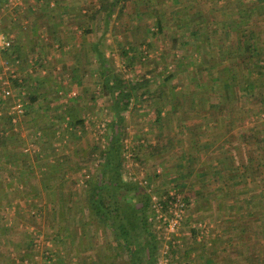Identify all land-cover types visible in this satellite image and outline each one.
Instances as JSON below:
<instances>
[{
  "label": "rangeland",
  "instance_id": "1",
  "mask_svg": "<svg viewBox=\"0 0 264 264\" xmlns=\"http://www.w3.org/2000/svg\"><path fill=\"white\" fill-rule=\"evenodd\" d=\"M195 1H130L126 15H124V18L117 25V32L113 35H117V39L122 36L123 41L134 46L142 45V48L148 51L146 54L148 57L136 56L135 53L137 51H131L126 57L121 52V49L116 48L117 45L114 46L113 44L106 50L107 56H111L109 58L111 60L108 62L109 66H115L119 72L133 79L145 75L150 79L151 89L156 91L163 85H167L166 88H169V80H166V77L171 74L173 75V73L178 76L182 75L181 72L183 71L184 64L185 66L188 65L190 57H195L192 53V48L199 49V42L192 43L189 38H186L187 33L197 28V24L189 23L190 25L183 26L182 24L190 17L184 18L186 14L183 16V13H181L180 15V11H185V13L192 11L193 13L195 11H201L198 9L203 7L207 11L204 10L205 15L212 22L214 20L223 21L226 18L225 12L219 11L217 9L218 7L222 9L226 6L230 7L229 9L234 7V0H225L222 2L218 0H197L196 4ZM140 9L143 15L138 14ZM8 13V10L0 13V25L4 19H7H2V17H7ZM207 13L209 14L207 15ZM159 15L163 17L165 28L161 33L152 34L153 29H156V17ZM103 16L104 13L102 12L98 20H96L97 28H102L105 25ZM115 23V21H111L110 24L115 26ZM125 24L130 28H127L126 31H120ZM110 28L112 29L113 27L110 26ZM185 39L187 42H185ZM182 41L184 42L182 43ZM0 56L4 60L5 55L3 52H0ZM6 57L8 58L7 55ZM185 61L187 62L185 63ZM58 66L61 67L60 64ZM2 72L4 76L9 75L7 70ZM96 75L95 78L88 77L85 80L84 86L89 88H87L88 91L86 93L82 94L81 98L77 97L74 100L77 94L73 95V90L68 93L70 98H65L63 94H56L51 91L50 94L46 95V98L48 97L47 99H41L43 109L40 112L37 113L30 109L19 124L14 127L10 126V130L4 128L5 115L6 113L9 115V112L5 110L0 111V129L4 128L3 131L8 137L9 144L4 148L0 147V264H16L18 263L17 259L21 261L18 264H22L24 257H21L20 253H24V250L35 252L34 254L39 256L46 250V243L48 241L52 245L54 244L55 247L59 244L54 243L51 225H55L53 221L54 209L57 207L56 200H58L59 191L62 188H64V193L67 191V193L72 195L75 190L79 193V198H85L80 191L86 186V180L92 174L96 173V169L99 166L94 163L91 167L84 166L81 168V165L95 147H97L100 154H103V150L108 144L111 129H113L112 123L115 119V113L111 110L110 100L102 97L100 92H97L99 90L98 81L100 80V76L99 73ZM58 80L56 83L61 84L62 81ZM67 85L68 87L65 89H69V91L71 88H74L73 86L70 87V82ZM179 85L181 87L178 90L184 91L183 81ZM95 90L96 97L93 100ZM29 92H31L30 88ZM14 93L15 95L17 94L16 88ZM176 97L177 99L181 97L182 109L180 107L179 111L188 108V104H190L189 98H183L179 95H176ZM54 98H57L56 101ZM217 98L218 96H213L212 100L216 101ZM3 99L5 100L4 107H7L10 111V100H7L8 98ZM49 100L51 102H48ZM157 100L155 97L153 100L146 98L144 101L134 104L136 107L126 113V135L124 137V155L126 157L125 179H134L144 186L148 184L151 191L159 195L166 194L167 192L165 193V191H169L172 186L175 187V183L180 182L181 179L188 175L190 177H186V181L192 179L191 182L194 181L192 187L199 185L201 186V191L205 186L202 193L199 192L198 198L196 197V193L193 194V190L187 187V185H183L182 182H180L181 186L179 188L175 187L182 196H190L194 201V205L188 209L185 220L176 237L179 243L174 247H179L178 252H181V255L185 248H191L194 245L195 256H198L196 259H192L195 264H225L226 260L222 257V252L225 247L227 250L230 249L235 253L234 257H238V250L240 252V249H243L245 246L249 252L255 250L256 252L254 253H257V256L262 254L263 259L264 198H257L259 195L258 187L262 185L257 178L262 173L264 174V165L259 164L261 162L260 160H254L253 165L257 173L253 171V173L250 172V175L247 172L236 176L237 180L240 179L238 183H242L240 184L241 186H237L232 185V183L229 184L228 179L227 182L223 181L221 174H214L213 169H207L206 164L199 159L198 161L200 163L197 162L199 166L202 165V169H205L209 173H201V171L198 173L195 171L196 168L189 172L188 166H182L180 168L182 177L178 180L179 176L175 175L174 171L171 173L168 167H164L161 164L162 158L160 156H151L149 154V151L152 150L147 144L151 141H156V126H153V120L156 118L155 103ZM227 104L236 105V102L230 100ZM47 105L50 108L46 107ZM69 105L72 107L74 115L84 119L85 123L82 128L70 125L71 120L67 117V111L71 108ZM169 107V105L166 106L167 109ZM178 112L172 114L178 115ZM248 112L250 116L246 120H249V126L255 127L251 120L256 121V123L264 121V110L260 112L257 110H248ZM179 114L182 115V113ZM226 115L222 117H230ZM237 117L239 118V116ZM62 118L64 119L62 120ZM31 119H37V122L33 123ZM263 123L256 127L262 129ZM251 127L247 126L249 129ZM163 130L166 133L169 131L168 128ZM256 142L251 143V147L255 148L253 155L260 157L262 160L261 163L263 164L264 155L262 150H260L261 153L259 152V149L256 147ZM180 151L179 153L176 149L171 151V153L173 152L175 155H178V153L181 155L182 153L183 155L184 152L182 151H185V148H180ZM175 155L171 157L173 158ZM187 156H183L181 160L186 159ZM244 159L248 161L247 157H244ZM169 161L167 164H169ZM171 161L173 160L171 159ZM232 163L233 158L231 157L229 165H232ZM59 167L60 170H58ZM184 170H187L188 173L183 174L182 171L184 172ZM61 172H65L66 174L64 181H62L63 178L61 179L59 177ZM46 173L53 174L52 176L54 178L47 179L45 177ZM246 175L247 177H251V180L249 178L250 181ZM171 178H173V181ZM72 180L76 181V183L73 184ZM46 183L48 185L47 188H45ZM49 184L53 187L55 206H51L49 201H47L49 198ZM218 185H221L223 188L222 191L217 190ZM246 197L251 198L250 201L252 202L249 203ZM205 202L211 204V208L205 209ZM68 207H70V213L73 214L77 210L78 203L72 202L68 204ZM247 212H252L251 219L248 215L246 216L245 213ZM241 219H250L248 222L255 224L254 236L252 234L250 237H247L248 243L245 240L244 243L240 242L236 244L237 246L232 245L233 242L228 244L229 237L236 233L235 227L242 226ZM200 223H206L207 227L204 228L205 233L200 235L199 238L197 237L198 242L195 243L191 230L197 229ZM154 227L158 237L162 240L163 246L165 242L163 239V229H158L155 225ZM206 228L209 229V232ZM35 233L43 237L42 240L44 242L41 248H39L40 252L34 251L33 248L30 250L28 246V240L32 239ZM212 234H215L213 238ZM180 255L171 252V263L175 264L174 259H176V256L178 259ZM182 257L180 256V259ZM40 258H38L39 260L35 259V264H44V258Z\"/></svg>",
  "mask_w": 264,
  "mask_h": 264
},
{
  "label": "trees",
  "instance_id": "2",
  "mask_svg": "<svg viewBox=\"0 0 264 264\" xmlns=\"http://www.w3.org/2000/svg\"><path fill=\"white\" fill-rule=\"evenodd\" d=\"M130 1L133 0H98L100 4L99 10L105 13L107 22L115 21L119 25V22L124 18V15H126V10ZM218 1L222 2L225 0ZM5 2H8V0H0V6ZM196 3L197 0L195 1V4ZM225 8L227 9L217 8L219 11L225 12L226 18L223 21L214 20L210 22L209 17L205 15L206 9L203 7L198 9L201 11H195L193 13L192 11L189 13L180 11V15L183 13V16L186 14L184 18L190 17L182 24L183 26L190 25L191 23L197 24V28L186 35L187 38L193 39L192 41L194 43L198 42L202 36L204 39L211 38L209 32H216V30H209V24L216 26L222 22H229L231 25L226 29V32L234 30L237 33L239 40L236 44L237 46L234 48L235 50H233L232 47L230 50H226L227 55H225L224 52L221 53L223 54L222 57L226 60H229L232 56L236 58L232 67L227 68L229 77L224 81L226 93L221 95L220 103L212 104L209 102V106L211 108L213 107L212 110L215 116L220 117L224 109L222 104L225 105L230 100H234L236 102V107L230 110L234 115L239 111L240 114H236V116H239V119L245 122L250 116L246 109L248 105H260L258 108L264 105V0H234L233 11L228 10V8H230L228 6ZM209 13H207V15ZM138 14L143 15L141 9ZM156 18V29H153L152 34L161 33L165 28L163 17L159 15ZM117 27L116 25L115 30H117ZM127 45L128 47H126ZM127 45L125 44L123 46L121 42L117 45L126 57L131 51H137L138 53H135L136 56L148 57L146 55L148 51L143 49L142 45L134 46L130 43H127ZM198 47L200 48V45H198ZM9 50L10 49L4 51L5 59L7 58L6 55L8 56ZM95 52L100 76V80L98 81L99 90L97 92H100L102 97L110 100L111 110L115 113V119L112 123L113 129H111L108 144L103 150V154H100L97 147H95L96 149L94 148V150L88 154L89 157L81 165V168L84 166L91 167L94 163L99 166L96 169V173L92 174V176L86 180V186L80 191L85 198H79V193L75 190L72 195L67 193V191L64 193V188L59 191V197L57 198L58 200H56L57 207L54 209L55 214L53 216L55 225H51L53 240L56 244L58 242L60 244L65 243V240L72 238H70V234H68V231L69 233L71 231V226L77 224L80 228V231L77 229L79 237L77 239L76 235L74 240L78 241L79 248H82V251H91V253L83 259L82 264H156L160 257L162 240L158 237L153 222L150 220L152 213V193L149 191L148 184L144 186L134 179H125L124 177L126 161L124 155V137L126 135L125 119L126 113L136 107L134 104L140 101L142 102L146 98L153 100L155 97L158 99L155 104L161 105L155 108L157 120H160L162 111L165 108V102L167 99V102L169 100L172 101L173 93L170 92L168 95H163L160 90L156 91L151 89L150 79L145 75L133 79L119 72L115 66L113 67L112 65L110 67L108 62L111 60L109 59L111 56H106V50H104L101 45L96 46ZM171 77L172 75L167 76L166 80L172 79ZM23 81L24 85L31 83L29 78H24ZM32 89L33 91L31 93L29 92L26 96V115L29 112V107L31 108V106L36 105L39 100L46 98L48 92V88L43 92L40 91V93L37 92V87L32 86ZM63 95L65 98H70L67 92H64ZM94 95L93 100H95L96 97V90ZM181 95L183 98H188L187 94H185V96H183V94ZM201 96L205 98L203 93L199 94L197 97L202 98ZM76 97H82L80 92L77 93L75 98ZM56 99L57 98H54L55 101ZM193 100L197 102L196 99ZM173 102H176L178 112L181 107V97L178 99L177 97H175V99L173 98ZM0 104H2L1 99ZM173 108L175 107L173 106ZM258 111L260 112L261 109ZM38 112L37 110V113ZM179 112H183L182 115L179 114ZM179 112L178 115H173L172 110H169L167 114L170 118H184L186 115L185 112ZM73 113L72 107L69 108L67 117L71 120L70 125L82 128L85 123L84 119L78 118ZM5 116L4 128L10 130V115L6 113ZM63 119L64 118H62V120ZM3 129H0V147L4 148L9 144L8 137ZM252 132L253 133L250 135L247 133L242 134V140H244L245 143L243 146L247 147V143L249 145L257 141L256 147L259 149L260 153V150H262L264 155V137H262L264 135H261V133L259 134V131L255 129H253ZM150 149L152 151H149V154L151 156H156L158 152H160L161 146L156 144L150 147ZM254 160H260L262 162L260 157H255L252 154L248 161L252 164ZM240 161H242V159H240ZM261 162L259 164L264 165V163L262 164ZM240 164L244 165V162L242 161ZM58 170H60V167ZM52 175L51 173H46L45 177L47 179H52L54 178ZM65 175V172L59 174V177L61 179L63 178L62 181H64ZM236 176H238V172L236 169L232 170L228 176V181L235 179ZM257 179L262 183V185L258 187L259 195L257 198L263 199L264 174L262 173ZM72 182L73 184L76 183V181L73 180ZM175 184L176 188L181 186L180 182ZM47 187L48 185L46 183L45 188ZM175 187L172 186L171 189L177 191ZM52 189V185L49 184V198L47 201H49L51 206H55L53 199L55 196ZM166 192H168V190L165 191V193ZM74 197L76 198L74 199ZM185 199L187 201L190 200L191 197L186 195ZM246 199L249 203L252 202L250 201L251 198L246 197ZM72 202L78 203L77 210L73 214L70 213V207H68V204ZM243 207H245V205H243ZM208 208H211V205L205 207V209ZM245 214L246 216L248 215V217L252 216V212H247ZM248 221L250 220H244L242 221L241 227H235L236 233L232 235L234 239L230 238L232 237L230 236L228 244L233 242L232 245H236L240 242L244 243L245 240H247L246 242L248 243L247 237H250L252 234L254 236L255 234V224ZM198 230L199 228L191 230L195 243L198 242L197 237L201 229ZM34 238L33 236L32 239L28 240L30 250L32 248L34 250L37 249ZM178 248L179 247H176L172 253H177ZM194 250V245L191 246V248H187V256L192 254ZM254 252L256 251L252 250L249 252L244 246L243 249H240V252L238 250V257H234L235 253L230 249L227 250L225 247L222 252V257L226 260L225 264H264V257L262 259V254L257 256V253L255 254Z\"/></svg>",
  "mask_w": 264,
  "mask_h": 264
},
{
  "label": "crops",
  "instance_id": "3",
  "mask_svg": "<svg viewBox=\"0 0 264 264\" xmlns=\"http://www.w3.org/2000/svg\"><path fill=\"white\" fill-rule=\"evenodd\" d=\"M8 3L9 0L0 6V13H3L5 10L9 12L7 17H2V19H7H4L0 25V34L5 33L9 35L13 41L12 46L8 48L10 49L8 59L4 58V60L16 74V77L12 80V87L14 92L16 88L17 94L19 88H25L28 92L30 88L32 92V86H34L38 88L37 92L39 93L48 88L47 94H50L51 91L53 93L57 92L56 94H64V92L70 93L73 90L76 93L80 92L82 95L86 93L88 91L87 88H89L84 86L85 80L88 79V77L95 78V76H97L96 74L99 73L97 55L95 52L96 46L101 45L104 50H107L113 44L114 46L118 45L117 43L120 40L123 46L125 44L127 45V42L123 41L122 36H120L121 39H117V35H113L117 32L114 29L118 23H115L116 25L114 26L110 24L111 22H107L105 13L99 10L100 4L98 0H17L16 3L12 5ZM225 9L227 8H224V10ZM228 10L233 11L234 9L228 8ZM102 12L104 13L105 25L102 28H97L96 20H98ZM230 25L229 22H222L216 25L217 27L209 24V30H216V32H209L211 38L206 37L207 39H204L203 36V38L200 37V40L198 39L200 48H192V53L195 57H190L188 65L185 66L184 64L182 68L183 71L181 72L182 75L178 76L175 73H173V75L171 74L172 79L168 81L170 87L166 88L167 85H163L158 89L163 95H168L170 92L173 93L172 101L169 100L168 103L167 99L165 108L168 105L170 107L165 110L162 106L164 109L161 119L157 120L156 116L153 120V126H156V141H151L147 145L150 147L151 144L152 146L156 144L161 146L160 152L157 154L162 158L161 164L164 167H168L171 173L174 171V174L179 176L178 180L182 177L180 173V168H182V166H188L189 172L196 168L195 171L198 173H200V171L201 173H209L205 171V169H202V165L199 166V159L206 164L207 169L212 168L214 174H223V181L226 182L227 179H229L227 176H229L232 170L236 169L238 175L247 172L250 175V172L253 173V171H255L253 165L254 161L251 164L244 159V157H247L249 160L255 148H252L251 144L248 145V143L247 147L243 146L245 143L244 140H242V134L247 133L250 135L253 133V129H255L257 131L260 130L261 132L259 131V133L264 135V121L256 123V121L251 120L255 126L251 127L249 126V120L243 122L236 116L238 112L235 113V115L231 112L230 109L236 107V105L222 104L224 109L220 117L215 116L212 110L213 107L211 108L209 106V102L212 104L221 102V95L226 93L224 81L229 77L227 68H231L233 62L236 61V58H233L234 56L226 60L222 57L223 54H221L224 52V54L227 55L226 50H230L232 47L233 50H235L234 48L237 46L236 44L239 40L234 30L226 32V29L229 28ZM110 26L113 28L111 29ZM127 28L130 27L125 24L120 31H126ZM100 31L101 33H99ZM189 40L193 42V39ZM183 42L184 41H182V43ZM185 42H187L186 39ZM116 48L118 47L116 46ZM8 49H2L0 47V52L5 53L4 51ZM186 62L187 61H185V63ZM59 64L62 68L58 66ZM8 72L10 73V71ZM24 78H29L31 83L24 85ZM57 79H59L58 81H62L61 84L56 83ZM182 81L185 90L179 91L178 88L181 87L179 84L182 83ZM69 82L70 87H74L71 88L70 91L69 89H65L68 87L67 84ZM201 93L205 95V98L202 96V98L197 97ZM181 94H188L190 100L188 108L181 110L184 112L186 110V115L184 114L185 117L180 119L168 117L167 112L169 110H172L173 113H177L178 106L176 102H173V98L175 99L176 95L182 96ZM213 96H218L216 101L212 100ZM14 98L15 96L7 100H10L12 103ZM76 98H74V100H76ZM0 99L2 100L0 111L5 110L9 112V109L4 107L5 100L1 95ZM193 99H196L197 102H194ZM48 102L51 101L49 100ZM155 105L156 108L161 106L160 104ZM253 105L254 104L248 105L246 109L257 111L259 109L264 110V105L260 108H258L260 105ZM173 106L175 108H173ZM42 107L43 102L39 100L36 105L31 106V108L29 107V110L31 109L36 112L38 110L40 112V110L43 109ZM46 107L50 108L49 105ZM225 114L230 117H222ZM31 122L36 123L37 119H31ZM262 123V129L256 127ZM247 126L251 128L249 129ZM165 128L169 129L167 133L163 130ZM180 148H185V151H182L184 152L183 155L182 153L181 155L179 154L181 152ZM176 149L179 152L178 155H175L173 152L172 154L171 151ZM173 155H175V157L172 158L171 156ZM185 155H188L186 158L187 160H181ZM231 157L233 158V163L229 165ZM239 158L243 159L244 165L240 164L242 161L239 162ZM171 159L173 161H171ZM168 160H170L169 164H167ZM188 171L184 170L182 173H188ZM255 172L257 173V171ZM164 174L166 173L164 172ZM186 177H190V175ZM186 177L181 179L180 182L191 188L193 190L192 193H196V197L198 198L199 192L202 193L205 186L200 191L201 186L196 185L192 187L194 181L191 182L192 179L186 181ZM249 178L251 180V177L248 176L247 179L249 180ZM171 180L173 181V178H171ZM239 180L240 179L237 180L235 177V180L233 179L228 182L229 184L232 183V185L241 186L240 184L242 183H238ZM231 188L233 187L231 186ZM217 190H223L221 185H218ZM208 205L211 204L205 202V206ZM249 218L251 219V216ZM244 220L246 219H241V221ZM71 227V231L70 233L68 231V234H70L69 237L72 238L65 240V243L60 244L58 242L59 244H57L56 247L54 244H51V246L46 245L47 249L39 256H36L34 254L35 252L26 250H24V253H20L21 257H24V262L22 264H35V259L39 260L38 258L40 257L42 259L44 258V264H82L83 259H85L91 251H82V248H79L78 241L74 240V237L77 235L76 238L78 239L79 233H77V229L80 231V228L77 224ZM29 234H31V232H29ZM200 234L201 230L198 238ZM213 236H215V234H212V238ZM230 238L234 239L233 236ZM39 248L41 247L37 246V249L34 251L40 252ZM175 248L176 247H173V249ZM186 250L187 248L184 249L181 255V252L176 253L181 257L183 255V257L180 259V256H178L177 259L176 256V259H174L175 264H195L192 259H196L198 256H195L194 251L187 256ZM17 262L20 263V259H17Z\"/></svg>",
  "mask_w": 264,
  "mask_h": 264
},
{
  "label": "built area",
  "instance_id": "4",
  "mask_svg": "<svg viewBox=\"0 0 264 264\" xmlns=\"http://www.w3.org/2000/svg\"><path fill=\"white\" fill-rule=\"evenodd\" d=\"M16 1L17 0H9L8 4L12 5L16 3ZM12 44L13 41L9 35L5 33L0 34V47L2 49H8L12 46ZM11 69L12 68L0 56V95L2 98L6 99L15 96L10 105L11 109L9 111L10 124L14 127L19 124L26 115V96L29 92L25 88H19L18 94L14 95L12 80L16 77V74ZM4 70L10 71L8 76H4L2 72ZM72 94L76 95L77 93L73 91ZM149 191L152 193V213L150 220L158 229H163V239L165 240L162 248L160 249V258L156 264H171V252L173 247L178 243L176 238L178 231L182 227L189 207L194 205V201L192 198L186 201L185 197L174 189H170L163 195L153 193L150 188ZM205 227H207L206 223L199 224L198 228L202 229L201 235L205 233ZM207 231L209 232V229H207ZM34 237L36 245L41 247L44 242L42 240L43 237L36 233L34 234ZM46 244L51 246L49 241Z\"/></svg>",
  "mask_w": 264,
  "mask_h": 264
}]
</instances>
